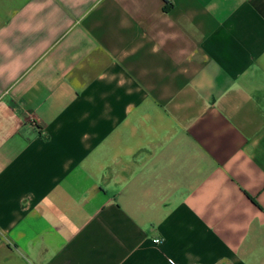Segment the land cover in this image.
I'll return each instance as SVG.
<instances>
[{"label":"crops","instance_id":"1","mask_svg":"<svg viewBox=\"0 0 264 264\" xmlns=\"http://www.w3.org/2000/svg\"><path fill=\"white\" fill-rule=\"evenodd\" d=\"M0 264H264V0H0Z\"/></svg>","mask_w":264,"mask_h":264},{"label":"built area","instance_id":"2","mask_svg":"<svg viewBox=\"0 0 264 264\" xmlns=\"http://www.w3.org/2000/svg\"><path fill=\"white\" fill-rule=\"evenodd\" d=\"M153 242H154L155 244H158V243H159V240L155 239ZM169 263H172V261L169 260Z\"/></svg>","mask_w":264,"mask_h":264}]
</instances>
